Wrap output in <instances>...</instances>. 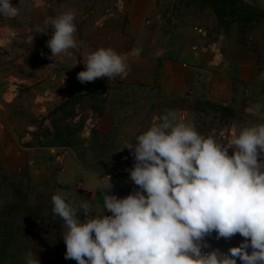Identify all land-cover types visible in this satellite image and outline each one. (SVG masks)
Listing matches in <instances>:
<instances>
[{"label": "rangeland", "instance_id": "obj_1", "mask_svg": "<svg viewBox=\"0 0 264 264\" xmlns=\"http://www.w3.org/2000/svg\"><path fill=\"white\" fill-rule=\"evenodd\" d=\"M157 1L160 20L202 28L205 46L216 45L234 74L247 65L255 72L251 80L238 82L232 100H197L181 117L222 144L243 127L264 124V9L255 0ZM10 2L19 14L0 17V264H25L30 249L40 264H77L65 259L63 221L53 213L51 199L59 194L73 206L83 203L80 185L70 191L68 182V189L59 191L67 181L64 171L76 160L113 177L127 173L135 161L126 144L159 122L155 118L168 116L167 108L181 99L161 87L141 85L105 84L71 92L62 76L75 67L90 26L110 20L126 24L132 0ZM68 10L75 13L77 47L56 60L47 46L50 20ZM37 27L48 29L37 33ZM11 87L16 90L8 91ZM105 111L112 112L108 132L99 126ZM95 213H103L102 208ZM78 218L86 219L82 210ZM243 240L239 234L217 239L213 232L201 250L228 252ZM43 251L54 259L41 258Z\"/></svg>", "mask_w": 264, "mask_h": 264}, {"label": "clouds", "instance_id": "obj_2", "mask_svg": "<svg viewBox=\"0 0 264 264\" xmlns=\"http://www.w3.org/2000/svg\"><path fill=\"white\" fill-rule=\"evenodd\" d=\"M18 14L19 7L0 0V17ZM50 27L52 58L77 47L73 11L51 18ZM128 55L101 47L87 56L77 79L126 78ZM130 55L138 57L139 50ZM155 120L124 147L134 157L129 175L138 190L118 198L108 194L110 183L101 214L87 202L73 206L59 194L52 196L53 213L63 221L65 259L77 264H237L238 258L242 264H264V124L243 127L222 144L183 117ZM213 232L217 239L239 234L244 240L227 254L204 253L208 245L202 241ZM25 264H40L32 249Z\"/></svg>", "mask_w": 264, "mask_h": 264}, {"label": "crops", "instance_id": "obj_3", "mask_svg": "<svg viewBox=\"0 0 264 264\" xmlns=\"http://www.w3.org/2000/svg\"><path fill=\"white\" fill-rule=\"evenodd\" d=\"M90 27L81 41L75 67L68 72L65 70L62 75L69 80L71 92L78 93L83 87H101L105 84L113 87H161L170 96L181 99L167 108L168 117L172 119L174 116L180 118L184 111H192L188 104L197 100H232L236 95L238 82L251 80L255 74L252 65L241 67L234 74L231 67L225 65L223 54L216 45L205 46V33H199L196 26L181 23L168 25L160 20L157 0H132L129 19L124 25L110 20L106 23L95 22ZM101 47H111L119 54H129L127 77H102L81 83L77 74L85 70L87 56ZM133 49L139 50L138 57L130 55ZM7 89L11 92L16 90L15 87ZM99 126L105 132L111 129L112 112L103 113ZM67 158H64V163H67ZM69 167L62 175L67 181L59 186V191L68 189V182L70 191L75 189L74 185H80L83 189L82 200L88 203L94 213L99 208L105 211L104 190L110 187V183L112 187L108 194L118 198H124L138 190V186L130 179L129 170L113 177L85 167L76 160Z\"/></svg>", "mask_w": 264, "mask_h": 264}, {"label": "built area", "instance_id": "obj_4", "mask_svg": "<svg viewBox=\"0 0 264 264\" xmlns=\"http://www.w3.org/2000/svg\"><path fill=\"white\" fill-rule=\"evenodd\" d=\"M197 30H198L199 33H203L204 34V31H203L202 28H200V27L198 28L197 27ZM194 48H196V46H194ZM207 252H211V251H205L204 253H207ZM222 253L227 254L228 252H222ZM40 257L44 258V259H47V260H53L54 259L53 255H51V254H49L47 252H44V251L40 253ZM237 264H242L241 261L238 258H237Z\"/></svg>", "mask_w": 264, "mask_h": 264}, {"label": "water", "instance_id": "obj_5", "mask_svg": "<svg viewBox=\"0 0 264 264\" xmlns=\"http://www.w3.org/2000/svg\"><path fill=\"white\" fill-rule=\"evenodd\" d=\"M257 3H258V5L262 8V9H264V0H255Z\"/></svg>", "mask_w": 264, "mask_h": 264}]
</instances>
